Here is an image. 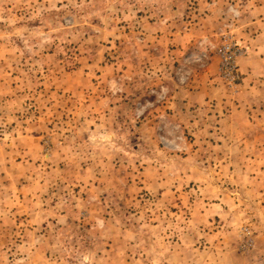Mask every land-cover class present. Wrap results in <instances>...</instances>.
Instances as JSON below:
<instances>
[{"label":"rangeland","instance_id":"obj_1","mask_svg":"<svg viewBox=\"0 0 264 264\" xmlns=\"http://www.w3.org/2000/svg\"><path fill=\"white\" fill-rule=\"evenodd\" d=\"M259 54L264 0H0V264H264Z\"/></svg>","mask_w":264,"mask_h":264},{"label":"built area","instance_id":"obj_2","mask_svg":"<svg viewBox=\"0 0 264 264\" xmlns=\"http://www.w3.org/2000/svg\"><path fill=\"white\" fill-rule=\"evenodd\" d=\"M219 55V73L230 85H234L237 77L236 59L245 53L243 47L230 34H224L217 47Z\"/></svg>","mask_w":264,"mask_h":264},{"label":"crops","instance_id":"obj_3","mask_svg":"<svg viewBox=\"0 0 264 264\" xmlns=\"http://www.w3.org/2000/svg\"><path fill=\"white\" fill-rule=\"evenodd\" d=\"M254 47L260 48L261 44L259 43V41H257V45H255ZM258 52V51H257ZM263 58L261 57V55H253V56H246L244 57L243 60H241L240 64V70L243 73V85H241V87H238L239 90L242 89V91H245V88H254L256 85L255 79L254 78H249L248 76H252L251 74H253L254 72H259L261 73L263 68H261V65H264L263 62ZM248 74V75H247ZM247 75V77H246ZM209 90H211V88H209ZM192 92V91H191ZM241 92V90H240ZM243 94V92H241ZM209 95V93H207ZM261 234H259V237H256V245H255V249L254 251L258 252L260 255H258L255 252V258L252 259V262L256 261V263H261V260H264V246L261 247V244H264V228L261 229ZM261 256V257H258ZM258 257V258H257ZM255 263V262H254ZM262 263H264V261H262Z\"/></svg>","mask_w":264,"mask_h":264}]
</instances>
